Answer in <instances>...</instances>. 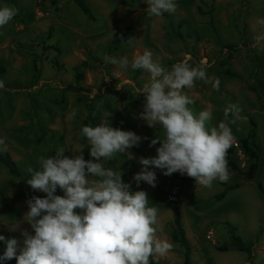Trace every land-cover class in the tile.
Here are the masks:
<instances>
[{"label": "rangeland", "instance_id": "rangeland-1", "mask_svg": "<svg viewBox=\"0 0 264 264\" xmlns=\"http://www.w3.org/2000/svg\"><path fill=\"white\" fill-rule=\"evenodd\" d=\"M84 1L91 18L73 0H0V6L19 9L0 28V80L6 85L0 89V136L6 137V153L19 170L14 176L0 164V234L15 237L22 246L19 229H9L27 211V199L21 197L31 189L27 168H38L40 156L55 155L57 148H64L68 156L79 151L88 105L93 122L86 125H97L109 115L111 127L148 138L126 150L132 156L125 154L129 165L124 181L133 190L147 192L149 206L159 210L157 236L174 245L167 255L153 257L157 264H181L182 246L170 238L175 205L190 246L189 264H264V47L254 40L261 30L264 0H175L176 11L160 17L147 15L145 0ZM144 50L168 68L181 60L193 66L207 62L209 81L220 79L219 91L203 81L185 91L194 100L189 106L194 113L212 110L210 126L235 120L229 126L237 146L231 147L227 159L236 168L229 165L228 182L217 180L207 188L149 166L156 186L144 181L136 185L133 175L142 167L139 158L154 157L159 146L150 147L149 140L163 137L162 128H151L140 118L144 96L136 95V88L149 76L131 69L130 63ZM104 55L127 57L129 66L105 63ZM229 105L238 106L239 112L226 119ZM249 119L254 121L256 152L251 178L242 171L253 159L238 145ZM105 166L123 173L119 155ZM223 190L221 197L213 198ZM20 227L33 231L26 222ZM233 235L249 248L233 246Z\"/></svg>", "mask_w": 264, "mask_h": 264}, {"label": "clouds", "instance_id": "clouds-1", "mask_svg": "<svg viewBox=\"0 0 264 264\" xmlns=\"http://www.w3.org/2000/svg\"><path fill=\"white\" fill-rule=\"evenodd\" d=\"M145 3L147 15L154 17L174 13L177 8L175 0ZM18 12L15 6H0V28ZM258 24L261 30L254 40L264 47V18ZM103 60L121 68L130 63L127 57L104 55ZM208 66L207 62L193 66L181 60L168 68L154 61L150 50L138 52L132 59L131 69L143 70L149 76L136 88V95L144 96L140 118L151 128L163 129V137L155 135L149 140L150 147L159 145L156 155L139 158L142 167L133 175L137 186L141 181L156 186V174L149 166L161 169L166 176L187 175L207 188L214 181L230 180L227 154L235 137L229 123L235 120L210 126L212 110L194 113L189 107L194 100L185 91L193 89L197 81L211 82L213 90L219 91L220 79L209 81ZM5 87L0 80V89ZM238 112V106L229 105L224 115L227 119ZM108 116L97 125L81 128L94 159H85L82 151L65 155L61 147L55 155H41L38 168H27L30 177L26 183L46 195L28 198L22 221L11 224L10 231L19 229L22 246L15 237L6 239L0 234L5 245L0 264L12 259L16 264H150V258L165 256L173 249L171 241L157 236L159 210L149 206L147 192L139 187L133 190L131 183L122 179V171L105 166L119 154L131 158L126 150L148 138L111 127ZM7 151L6 137L0 136V153ZM57 189L63 195L57 194ZM22 222L33 231L21 228Z\"/></svg>", "mask_w": 264, "mask_h": 264}, {"label": "trees", "instance_id": "trees-1", "mask_svg": "<svg viewBox=\"0 0 264 264\" xmlns=\"http://www.w3.org/2000/svg\"><path fill=\"white\" fill-rule=\"evenodd\" d=\"M73 1L80 8L82 13L86 15L87 18L92 17V15L90 13V9L84 0H73ZM115 38H118V35H116ZM36 72H37V70H35V68H34L33 74L31 77L32 79H35ZM86 106H87L89 112H88L87 116H85V118L83 119L82 124H81V128H82V126H84L88 123L92 124L91 122H93V117L91 116L90 107L88 105H86ZM253 139H254V121L252 119H249V129L247 130V132L243 136L238 138V145L241 148V150L243 151V153H245L248 156V158L253 159V160L247 162L246 167L242 171L244 176H246L247 178L253 177L255 170H256V161L254 160L256 158V152L252 148ZM79 142L81 144V147H80L78 152L82 151L84 158L90 159L89 158V147H88V144L86 142V138H84L82 136L81 129H80V135H79ZM231 150H232V148H230L228 152H230ZM119 156L122 158V169H123L122 179L126 180L125 176H126V171H127L128 165H129V161L126 158L125 154H119ZM228 163L232 168H236V165L231 160H228ZM0 164H2L7 169L9 174L14 175V176H17L19 174V170H18L15 162L10 158V156L6 152L0 153ZM175 175L180 176V177L185 178V179H192L193 180V178H190L187 175H181L179 173H175ZM223 193H224V190L220 191L219 193L214 194L213 198L214 199L219 198L223 195ZM57 194L63 195V192L60 189H57ZM33 195L44 196L46 194L43 192L31 190V189L25 190L21 193V197L25 198V199H28ZM172 223H173V229L170 232V238L172 241H175L182 246L181 264H189L190 246H189V243L187 242V240L184 236V231H183V228H182V225L180 222L179 208L176 205L172 207ZM232 244H233V246H235L238 249H248L249 248L248 245H245L239 239V237L235 236V235H233V237H232ZM1 247H2V242H0V253L3 252ZM150 264H157L153 257L150 258Z\"/></svg>", "mask_w": 264, "mask_h": 264}, {"label": "built area", "instance_id": "built-area-1", "mask_svg": "<svg viewBox=\"0 0 264 264\" xmlns=\"http://www.w3.org/2000/svg\"><path fill=\"white\" fill-rule=\"evenodd\" d=\"M233 146H235V147L237 146L236 142H234Z\"/></svg>", "mask_w": 264, "mask_h": 264}]
</instances>
